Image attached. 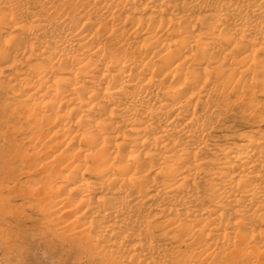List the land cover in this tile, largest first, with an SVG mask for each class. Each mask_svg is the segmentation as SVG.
Listing matches in <instances>:
<instances>
[{
	"label": "bare ground",
	"instance_id": "bare-ground-1",
	"mask_svg": "<svg viewBox=\"0 0 264 264\" xmlns=\"http://www.w3.org/2000/svg\"><path fill=\"white\" fill-rule=\"evenodd\" d=\"M70 259L264 264V0H0V264Z\"/></svg>",
	"mask_w": 264,
	"mask_h": 264
},
{
	"label": "rangeland",
	"instance_id": "rangeland-1",
	"mask_svg": "<svg viewBox=\"0 0 264 264\" xmlns=\"http://www.w3.org/2000/svg\"><path fill=\"white\" fill-rule=\"evenodd\" d=\"M56 126H59V125H56ZM56 128V127H55ZM48 133L47 132H44L41 136L42 137H45ZM46 138V137H45ZM43 139V138H42ZM66 264H73L72 263V260L70 259Z\"/></svg>",
	"mask_w": 264,
	"mask_h": 264
}]
</instances>
